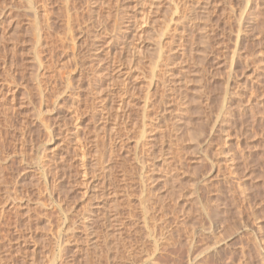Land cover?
I'll return each mask as SVG.
<instances>
[{"label":"rangeland","instance_id":"1","mask_svg":"<svg viewBox=\"0 0 264 264\" xmlns=\"http://www.w3.org/2000/svg\"><path fill=\"white\" fill-rule=\"evenodd\" d=\"M154 262L264 264V0H0V264Z\"/></svg>","mask_w":264,"mask_h":264},{"label":"bare ground","instance_id":"2","mask_svg":"<svg viewBox=\"0 0 264 264\" xmlns=\"http://www.w3.org/2000/svg\"><path fill=\"white\" fill-rule=\"evenodd\" d=\"M30 8H32V7H30ZM37 14V13H36ZM71 24V23H70ZM49 26H50V24H49ZM38 48V47H37ZM38 52V51H37ZM38 55H39V53H38ZM38 55H36V56H38ZM37 58H39V57H36V59ZM40 60V59H39ZM39 60H37L40 64H41V60L39 61ZM46 170V169H45ZM11 198V197H10ZM154 264H155V262H154Z\"/></svg>","mask_w":264,"mask_h":264}]
</instances>
